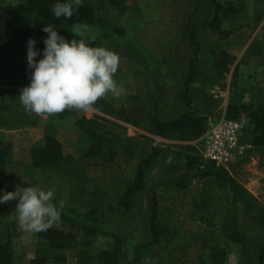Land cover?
<instances>
[{"label":"trees","instance_id":"obj_1","mask_svg":"<svg viewBox=\"0 0 264 264\" xmlns=\"http://www.w3.org/2000/svg\"><path fill=\"white\" fill-rule=\"evenodd\" d=\"M128 1L131 0H95L91 4L83 0V6L74 12L71 19L62 17L60 20H56L51 12L57 0H25L17 5L0 6V83L10 82L19 89L30 85L31 72L28 63L23 61L27 58V42L30 38L35 39L36 48L42 53L45 48L43 39L47 36L43 28L47 25H54L59 34L69 41L80 39L71 32L73 26H79L82 29L81 38L88 41H92L93 37L84 34V31L98 30L100 34L94 36L92 46L109 49L115 38L126 37V31L115 26L110 17L121 8L124 14ZM207 2L213 9L209 19L196 26H186L193 49L188 65V80L181 98L186 104V113L172 121L161 120L160 104L148 89L126 99L116 97L108 100L103 97L94 107L106 117L97 116L78 124L95 143L81 160L65 155L55 127L47 126L44 144L32 151V169L38 173L57 175L69 184L76 178H85L84 172L92 165L102 171V180L111 194L97 188L92 195L91 211L80 216L62 196L66 188L57 192V203L64 202L61 221L38 233L40 239L45 241L46 249L56 256L41 253L30 264H64L67 257L62 253L66 251L75 252L77 264H119L125 253V240L122 237L110 235L115 241L112 251L96 252L93 249L94 239L98 235H108L92 226L104 223V201L111 198V211L118 207L127 213L132 209L134 199L145 194L148 170L154 166L163 149L149 136L194 142L205 134L208 119L191 112L198 93L192 89V85L203 81V87L216 86L231 72L235 63V58L220 45L209 41L207 33L212 32L225 39L235 37V44L240 45L246 42L241 32H254L264 22V9L263 13L255 12L251 4L256 2L264 8V0ZM161 25L162 21L150 23L147 32H153V48L163 65L175 70L177 35L170 29H160L163 27ZM177 28L183 30L184 25ZM256 46L264 48V43ZM263 54L259 56L264 57ZM42 58V55L38 57ZM233 86L237 87L236 83ZM21 93V90L0 89V128H36L43 117L66 119L82 112L65 110L54 115L28 114L20 103ZM243 115L251 129L249 142L264 152V104L249 107L230 105L228 119L240 120ZM107 117L133 125L149 136L128 138L124 127ZM183 150L186 151L187 169L191 173L198 172L193 174V179L200 186L191 195L183 213L167 207L166 194H153L150 220L153 242L148 246L160 247L159 264H227L228 251L223 247L225 240L243 246L245 263L264 264V206L227 169L205 163L197 146H188ZM11 159L12 147L0 140V196L16 191L18 186L39 185L34 179L27 181L12 173ZM190 181L188 175L182 176L173 182L172 191L187 190ZM49 188L52 186L45 190ZM17 204V200L0 204V264H16L14 241L20 230L15 213ZM188 221L206 226L207 231L202 237L208 251L206 256L192 257L190 236L184 229Z\"/></svg>","mask_w":264,"mask_h":264},{"label":"rangeland","instance_id":"obj_2","mask_svg":"<svg viewBox=\"0 0 264 264\" xmlns=\"http://www.w3.org/2000/svg\"><path fill=\"white\" fill-rule=\"evenodd\" d=\"M24 1L0 0V6L17 5ZM87 1L91 4L95 3V0ZM248 1L250 2V0ZM251 4L253 11L263 13L264 8L261 4H256V2H251ZM124 8L126 9L124 14L123 8H121L110 17L115 26L126 31L125 38H115L109 47V50L115 51L121 56L120 67L114 77L119 95L109 93L104 98L108 100L116 97L126 99L148 89L155 94V99L160 104L162 120L180 117L186 113V104L181 98L188 80V65L193 55L186 26H196L208 20L213 11L211 5L207 0H131L126 2ZM120 15L123 16L118 20ZM159 21H162L161 26H163L160 29H170L177 35L175 39L178 43L177 67L175 70H170L163 65L161 57L153 48V32H147L148 24ZM182 25H184L183 30H179L177 27ZM84 34L94 37L100 33L98 30L89 29L85 30ZM242 35L248 41L247 44L229 45L227 48L223 42L225 38L223 39L222 36L216 38L212 32L207 33L211 43L226 48L230 54L235 55L236 60L231 68V73L225 75L216 86L203 87L205 83L203 81L192 85V89L198 91L197 98L191 108V112L196 116L206 117L208 121L210 117L214 116V119L218 121L226 107L228 114L232 104L246 107L264 104V57L259 56L264 53V48L262 46L254 47V45L264 43V22L256 31L246 30ZM23 61L28 63L27 58ZM233 83H236L237 87L233 86ZM217 88H221L224 94H228V90L230 93L228 96L225 95V99H216L218 92H214L218 91ZM0 89L23 90L10 82L0 83ZM167 98L172 100H166ZM178 103H182V105ZM97 116L106 117L93 106L88 111H82L78 116L66 119L43 117L36 128H0V140L12 147L11 172L27 181L36 180L39 186L44 189L52 186L55 193L66 188L62 194L65 196L66 202L72 205L77 214L85 216L91 211L90 203L96 189L102 188L105 191L109 188L102 180V171L89 165L84 172L85 178H76L68 184L57 175L34 171L32 169V151L44 144L47 126H54L57 139L62 144L65 155L81 160L83 155L94 147L95 143L78 124L80 121L91 120ZM107 119L122 125L125 136L128 138L146 136L144 132L133 125L118 122L109 117ZM240 120L247 123L244 115L240 116ZM155 142L162 145L163 149L154 166L148 170L145 194L134 199L132 209L127 213L118 207L111 211L110 205L113 201L109 197L106 198L104 201L106 208L104 223L92 225L100 231L108 233V235H98L94 239L93 249L96 252L114 249L115 241L110 235H118L125 240V253L120 258L119 264H159L160 247L148 246L153 242L150 233L153 194H166L167 207L183 213L191 195L200 186L193 179V174L198 172L191 173L187 169L186 151L183 150L188 146H196L198 141L179 142L155 138ZM263 161L264 152L254 147L244 160L233 165L228 172L264 206ZM185 175H188L191 180L189 188L184 191H172L173 182ZM107 194L110 195L111 191L107 190ZM184 229L190 236L192 257L195 259L206 256L208 251L202 241V237L207 231L206 226L188 221L184 225ZM45 246V241L40 239L38 233H29L20 229L18 237L14 241L16 264H30L41 253L55 257L56 254H51ZM223 247L228 251L227 264H254L251 261L245 263L243 246L225 240ZM62 254L67 257L64 264H77L75 252L66 251Z\"/></svg>","mask_w":264,"mask_h":264},{"label":"clouds","instance_id":"obj_3","mask_svg":"<svg viewBox=\"0 0 264 264\" xmlns=\"http://www.w3.org/2000/svg\"><path fill=\"white\" fill-rule=\"evenodd\" d=\"M83 6V0H57L51 7L56 20L71 19ZM42 53L37 41L27 42V60L31 72L30 85L19 96L28 114L54 115L65 110L88 111L99 99L109 93L119 95L114 80L120 67L121 56L92 41L81 38L82 29L73 26L72 33L80 39L69 41L59 34L54 25L43 28ZM43 56L42 59L38 57ZM17 200L16 220L22 231L40 233L59 223L64 202L56 201L55 190L37 186L17 187L14 192L0 196V204Z\"/></svg>","mask_w":264,"mask_h":264},{"label":"built area","instance_id":"obj_4","mask_svg":"<svg viewBox=\"0 0 264 264\" xmlns=\"http://www.w3.org/2000/svg\"><path fill=\"white\" fill-rule=\"evenodd\" d=\"M217 98L225 99V96L219 92ZM250 130L247 123L228 119L226 108L220 120L216 121L214 116L210 117L205 134L196 144L202 160L207 164L229 170L244 160L254 148L248 140Z\"/></svg>","mask_w":264,"mask_h":264},{"label":"crops","instance_id":"obj_5","mask_svg":"<svg viewBox=\"0 0 264 264\" xmlns=\"http://www.w3.org/2000/svg\"><path fill=\"white\" fill-rule=\"evenodd\" d=\"M246 30H244L243 32H241V34L242 33H244ZM216 38H217V36H216ZM219 38H221L220 36H219ZM224 39V38H223ZM236 41V39H235V37L234 38H232V39H225L223 42H224V44L225 45H227V48H229V45H235V46H238V45H236L235 42ZM248 43V41L246 40V42L244 43V42H242L241 44H247ZM216 44V43H215ZM240 44V45H241ZM222 49L223 50H225L229 55H231L232 57H234L235 58V60H236V57H235V55H233V54H230V51H228V50H226V48H224L223 46H222ZM235 64V63H234ZM233 67V66H232ZM231 67V68H232ZM231 73V72H230ZM229 73V74H230ZM228 75V74H227ZM187 82V81H186ZM218 89V91H216V92H214V93H219V92H222V94L225 96V95H227L228 96V94L230 93V91L228 90V94H224V91L223 90H221V88H217ZM227 91V90H226ZM216 99H219V98H217V95H216ZM166 100H172L171 98H167ZM181 101V100H180ZM178 104H180V103H178ZM180 105H182V103L180 104ZM227 108V107H226ZM160 118H161V116H160ZM176 119V118H175ZM161 120H162V118H161ZM172 120H174V119H172ZM172 120H163V121H172ZM145 136V135H144ZM146 136H149V135H147L146 134ZM150 138H152L154 141H155V137H152V136H149ZM230 170V169H229Z\"/></svg>","mask_w":264,"mask_h":264}]
</instances>
